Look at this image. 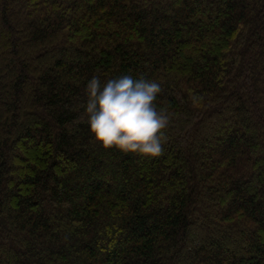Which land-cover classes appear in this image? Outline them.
<instances>
[{
	"label": "trees",
	"instance_id": "trees-1",
	"mask_svg": "<svg viewBox=\"0 0 264 264\" xmlns=\"http://www.w3.org/2000/svg\"><path fill=\"white\" fill-rule=\"evenodd\" d=\"M125 75L159 157L78 122ZM0 264H264V0H0Z\"/></svg>",
	"mask_w": 264,
	"mask_h": 264
},
{
	"label": "clouds",
	"instance_id": "clouds-1",
	"mask_svg": "<svg viewBox=\"0 0 264 264\" xmlns=\"http://www.w3.org/2000/svg\"><path fill=\"white\" fill-rule=\"evenodd\" d=\"M85 111L78 122H86L94 141L103 149L116 148L141 158L163 154L164 130L170 114L156 107L160 85L125 75L105 83L93 76L86 86Z\"/></svg>",
	"mask_w": 264,
	"mask_h": 264
}]
</instances>
